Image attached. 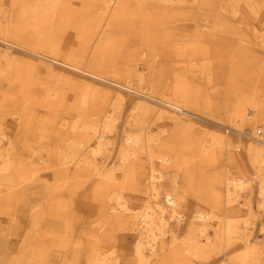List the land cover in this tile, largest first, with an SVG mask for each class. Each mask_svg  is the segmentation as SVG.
Returning <instances> with one entry per match:
<instances>
[{
    "label": "rangeland",
    "instance_id": "1",
    "mask_svg": "<svg viewBox=\"0 0 264 264\" xmlns=\"http://www.w3.org/2000/svg\"><path fill=\"white\" fill-rule=\"evenodd\" d=\"M0 63V264H142L149 168L177 205L144 264H264V0H0Z\"/></svg>",
    "mask_w": 264,
    "mask_h": 264
},
{
    "label": "bare ground",
    "instance_id": "2",
    "mask_svg": "<svg viewBox=\"0 0 264 264\" xmlns=\"http://www.w3.org/2000/svg\"><path fill=\"white\" fill-rule=\"evenodd\" d=\"M106 7H108L107 4H106ZM8 23L9 22L6 21V24H8ZM7 56H8L7 52H4L2 54V58H4V59H6ZM6 66H7L6 69L11 68L10 63H7ZM0 69H3L1 66V63H0ZM183 112L188 113L189 111L183 110ZM262 116L263 115H261L260 117H262ZM238 118L242 119V115L238 114L237 119ZM252 118H253V114H251L250 116H247V119H252ZM236 126L238 127V129H235V130L241 134L242 133L240 130L241 125L237 124ZM103 128L107 129L108 125L107 124L104 125ZM258 128L259 127L251 128V129H248L247 132H245V133L249 134L247 138H251V140H252V142H249L247 144L245 151H246V154H247L251 164H253L254 169L258 172L259 175H262V177L260 178V181H258L259 182L258 183V188H259V191H258L259 194L258 195L260 196V206L262 208H264V163H263L264 141L260 140L259 137L256 136V130ZM259 129H261V128H259ZM93 130L95 132L96 128L94 127ZM221 136L222 135L219 133L217 135H212L211 140L214 143H219V142H221ZM0 139H1V135H0ZM131 141H132L131 137L127 136L125 138V142L128 144H130ZM99 149L100 148H99L98 144L93 145L91 147V151L93 153L99 151ZM0 155H2L1 151H0ZM125 159L126 158H122V160H125ZM0 169H2V168L0 167ZM161 180H162V176L160 174H158L155 170H153L151 168L148 169L147 189H148V199L149 200L147 201L143 211L140 214H137V216L136 215L133 216V218L131 220V224L134 225V218L138 217V219H139L138 221L140 222L141 227H142L141 237L135 238L136 241L134 243V253L136 255V261H138L142 264H144L148 260H150L149 256H147L145 254V252L143 251L144 248H147L149 254L153 255V253L155 252L156 242L159 239L163 238L164 234L166 233L167 229L169 228L168 220L165 219L164 214L167 213L168 218L170 220V218L174 216L176 205H177L176 199L171 198V197L166 196L165 201H162V202H159L157 200L158 190H157L156 184H157V182H160ZM225 180H226V178H225ZM227 181H228V179L224 183L225 184V186H224V188H225L224 189V191H225L224 192L225 204H228L229 202L231 203L233 200H235V198L238 197L237 189L234 190L236 186L240 187L241 185H247L250 182L248 179H241V178H239L237 180L230 179V181H229L230 185H228L229 183H227ZM116 203H117L118 207H120L121 209L126 208L125 202L123 200L117 201ZM193 217H196L199 219L198 220L191 219L189 222L188 238H187L188 243L187 244L189 245V247H192V246L196 247V245L202 246L203 244L200 241V237L205 234V227L203 226L204 224H203L202 220L206 219L207 216L202 215L199 217V215H193ZM175 218L177 219V221H178V218L183 219L182 216H177ZM139 222H137V223H139ZM235 227L236 226L232 223V221H227L225 223V226L223 227V232H224V236L226 237L227 240H230L233 238L232 234L235 232ZM159 243H160V241H159ZM245 243H246V244H244V245H246L245 247L248 249V251L249 250L251 251L252 247L248 246V241H245ZM194 247H192V248H194ZM195 250H197V249H195ZM90 259L91 260H90V262H88V264L89 263L90 264H106L104 261L101 260V258L98 255H96V256L92 255L90 257Z\"/></svg>",
    "mask_w": 264,
    "mask_h": 264
},
{
    "label": "built area",
    "instance_id": "3",
    "mask_svg": "<svg viewBox=\"0 0 264 264\" xmlns=\"http://www.w3.org/2000/svg\"><path fill=\"white\" fill-rule=\"evenodd\" d=\"M243 135H245L246 137H248L249 134L244 133ZM256 136L259 137L260 140L264 141V131L262 129H257L256 130Z\"/></svg>",
    "mask_w": 264,
    "mask_h": 264
}]
</instances>
